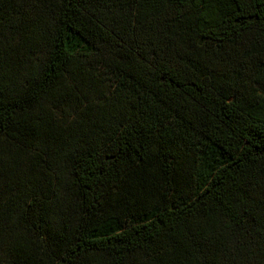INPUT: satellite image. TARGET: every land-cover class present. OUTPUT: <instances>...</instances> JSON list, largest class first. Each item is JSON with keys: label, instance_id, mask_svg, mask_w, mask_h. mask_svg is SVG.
Instances as JSON below:
<instances>
[{"label": "trees", "instance_id": "obj_1", "mask_svg": "<svg viewBox=\"0 0 264 264\" xmlns=\"http://www.w3.org/2000/svg\"><path fill=\"white\" fill-rule=\"evenodd\" d=\"M0 264H264V0H0Z\"/></svg>", "mask_w": 264, "mask_h": 264}]
</instances>
